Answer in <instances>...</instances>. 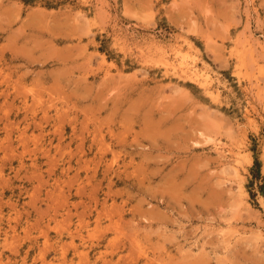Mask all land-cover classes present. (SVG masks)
<instances>
[{
  "label": "rangeland",
  "instance_id": "rangeland-1",
  "mask_svg": "<svg viewBox=\"0 0 264 264\" xmlns=\"http://www.w3.org/2000/svg\"><path fill=\"white\" fill-rule=\"evenodd\" d=\"M261 188L264 0H0V264H264Z\"/></svg>",
  "mask_w": 264,
  "mask_h": 264
},
{
  "label": "bare ground",
  "instance_id": "bare-ground-1",
  "mask_svg": "<svg viewBox=\"0 0 264 264\" xmlns=\"http://www.w3.org/2000/svg\"><path fill=\"white\" fill-rule=\"evenodd\" d=\"M180 53H181V51H179L178 49L176 50V54H178L179 56H180ZM163 54V53H162ZM186 56H183V58H185ZM163 59H164V63H165V65H166V68H167V71H173L174 69H175V66H174V64L171 62V60L169 59V57H167V56H165V54H164V57H163ZM172 61H173V59H172ZM182 61V60H181ZM182 64V63H181ZM184 64H186V63H184ZM178 69V68H177ZM176 74V73H175ZM199 74V72L197 71V70H195L194 68L193 69H190L189 71H187V75L188 76H191V77H196V75H198ZM177 75V74H176ZM180 75V74H179ZM182 76V75H181ZM204 76V75H203ZM196 78H199V77H196ZM206 80V79H205ZM208 82V81H207ZM210 82V81H209ZM208 82V83H209ZM204 85V84H203ZM203 87H205V86H203ZM206 87H207V83H206ZM208 90V88L206 89V91ZM210 92V91H209ZM219 149H220V147H218ZM230 226V225H229ZM224 235V234H223ZM46 239V238H45ZM45 245V244H44ZM44 245L42 246V247H44ZM3 246H4V244H3ZM5 246H6V244H5ZM13 247V246H12ZM11 246H10V249L12 248ZM46 247V246H45ZM5 248V247H4ZM44 251V250H43ZM40 255V254H39ZM5 256V255H4ZM42 256V255H41ZM1 257V256H0ZM1 259V258H0ZM44 259V258H43ZM45 261V260H44ZM1 263V262H0ZM3 264V263H2Z\"/></svg>",
  "mask_w": 264,
  "mask_h": 264
},
{
  "label": "trees",
  "instance_id": "trees-1",
  "mask_svg": "<svg viewBox=\"0 0 264 264\" xmlns=\"http://www.w3.org/2000/svg\"><path fill=\"white\" fill-rule=\"evenodd\" d=\"M261 192L264 194V190H263V188H261Z\"/></svg>",
  "mask_w": 264,
  "mask_h": 264
}]
</instances>
